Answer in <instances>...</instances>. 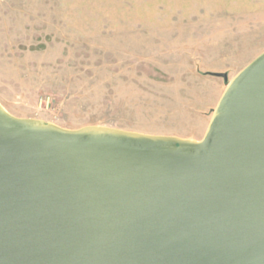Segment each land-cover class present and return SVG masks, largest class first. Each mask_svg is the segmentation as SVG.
Returning a JSON list of instances; mask_svg holds the SVG:
<instances>
[{"label": "water", "instance_id": "1", "mask_svg": "<svg viewBox=\"0 0 264 264\" xmlns=\"http://www.w3.org/2000/svg\"><path fill=\"white\" fill-rule=\"evenodd\" d=\"M200 139L65 128L0 102V264H264V51Z\"/></svg>", "mask_w": 264, "mask_h": 264}, {"label": "rangeland", "instance_id": "2", "mask_svg": "<svg viewBox=\"0 0 264 264\" xmlns=\"http://www.w3.org/2000/svg\"><path fill=\"white\" fill-rule=\"evenodd\" d=\"M264 51V0H0V102L65 128L200 139Z\"/></svg>", "mask_w": 264, "mask_h": 264}]
</instances>
